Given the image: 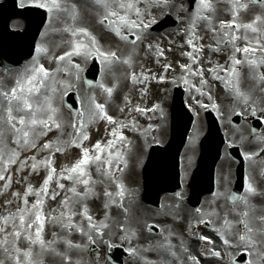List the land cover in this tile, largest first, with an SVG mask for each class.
I'll use <instances>...</instances> for the list:
<instances>
[{"label":"rangeland","instance_id":"obj_1","mask_svg":"<svg viewBox=\"0 0 264 264\" xmlns=\"http://www.w3.org/2000/svg\"><path fill=\"white\" fill-rule=\"evenodd\" d=\"M225 1L228 0H210V3L212 4L215 11H208L205 14L211 17L212 26L217 21H231L233 19V12L236 11V9L234 7L231 8L225 3ZM93 2L95 3V0H93ZM165 4L171 5L178 3L177 0H167L166 3L165 0H159V4L150 0H141V2L138 4V7L143 13L141 17V19H143V22L148 24L150 21H156L155 18L160 20L164 19V15L167 12L161 14L159 13L160 9L156 7ZM80 5L81 3L79 2V6ZM197 7L198 5H195L194 10L189 11V7L187 5L185 9V5L181 4V11L178 6V9H176L175 11L179 14H174L177 17V24L179 25L177 30L178 32H165V30L163 32H160L162 34L155 33L153 39L149 38L141 45H138L141 42L140 39L136 40L135 43L127 46L116 38L107 39L105 37L104 39H102V37L97 36L98 32H96L95 21L98 17H102L104 9L100 8L96 4H90L87 0H83L80 10L78 12L76 11L77 18L75 20H70V16L61 17L60 20H56L53 18L47 23L43 32L44 42L42 41L43 43H41L42 48H47V52H43L42 56L36 58L35 63L32 64L23 73L22 77L26 73H29L30 69L34 66L43 65L47 70L51 69L52 62L53 60H55V56L64 54L66 51H71L73 49L74 44L73 46H71L70 44H64L65 46L54 45L55 48H52L51 44H49L47 41V39L53 37L55 33L59 31V29L62 30L63 28L67 27L70 22L73 23L72 27L87 29L91 36L95 37V47H98L104 52H115L117 56L122 57V55H124L128 58V60H130L131 66H129L128 64H122L120 66L111 63L110 67H113L114 69H104L96 87L92 89H89L91 87H83V69L85 70V67L87 68L90 57L89 54L85 53L84 49H81V55H75L76 58L72 64H66L64 67L59 68V71L56 72L55 75L58 76L56 77V79H54V81L57 83L53 84L46 81V83L50 86H54L55 88L57 86V93L53 94V98L60 95L61 91L63 92L61 97L71 92H75L78 94L79 104H81V112L83 113L82 117H84V126L83 128L79 127L78 131L83 132L90 137L86 141L81 139L80 143L83 144L84 148L89 149L90 157L99 155L101 159L100 161H96L93 159L91 160L89 165L85 166V170L89 173L88 179L90 183L87 186L88 193L86 196L82 197L86 199V202H83V204L80 206H75L72 208V211H75L78 214L73 217L72 223L74 224V227L71 229V231L63 227L61 222L52 220L46 221L43 238L45 239V241H52L54 239L56 240V243L52 245V248L61 253V259H52L50 250L43 255V264H88L89 260H87L83 255V252L86 254V238L94 234L95 230L100 229V227L101 229H103V233H101V235H98L99 237L97 236V239L94 240L96 246H99L97 244L105 243L107 245V250H114L115 247L124 248V246L127 245L130 250L142 251H145L144 247L146 246H148L149 248H151V246L158 247L159 249L167 247L169 249L163 250L164 255H160L156 251H150L149 255L154 259H157L158 257L161 260H165L166 257L167 260H171L170 264H182L189 260L191 253H184L183 250L186 249L182 245L183 242L190 243L191 241L190 239L184 238L183 233L186 230L184 229V224L182 222L180 223L181 227L178 226V223L176 221H172L171 223H169L168 236L163 232H161L163 233L162 236L161 233L153 234L150 230L146 231L144 225H142L143 222L141 224L135 220H129L122 223L123 228H120V224L119 228L117 227V225L119 219L118 213L120 211L119 206L121 204H125L124 206L126 207V210L130 211L131 206L138 203L137 200L132 201L131 194L129 193L130 196L128 195L127 189L128 187L134 186V188L140 190L141 161L146 160L147 151L151 145L162 143L166 139L167 131L162 134V130L160 129L161 126L159 125L160 118L157 114H160L162 112L163 114H165V116L167 115V109L169 106L171 95L170 91L172 87L171 82L174 79H180L181 82H183L185 77L184 75H181V66L185 65L186 61H184L182 57L185 58V55L192 52L193 49L192 45L191 47H188L187 50L183 49L180 44L178 45L179 38L175 37V35H177L178 33V35L181 36V32L184 29L187 28L189 30V21H191L190 18L193 16V13L196 11ZM120 11L121 14H124L123 10ZM154 15H156V17H154ZM256 15L264 16L263 6H253V8L249 7L247 10H239L237 22L250 23ZM129 18L134 20L137 19L134 12L129 14ZM111 19L115 18L113 17ZM137 22L139 23V21ZM201 24L203 28L207 29V37H209L212 31V26L209 27L207 21H201ZM258 27L261 29V32H264V24H259ZM169 33L171 35H169ZM125 34L126 33H124V35ZM199 34V30L196 29V33L194 36L197 37ZM73 38L76 40V42H82L89 48L93 47H91V40L82 34ZM255 39L257 40V38ZM143 40H145V38ZM195 44L201 45L199 46V48L203 51V45L205 44V42L194 43L193 45ZM161 51L163 53L162 55ZM224 52L225 51L221 47L218 48L213 54V56H215L213 59L216 60L218 59V57H223ZM156 63L157 65L154 66V64ZM77 64L80 66L79 70L75 67V65ZM166 65H171L170 68L173 69L175 74L171 77H169V75L159 77V75L162 73V71L160 72L159 69L162 70V68H165ZM212 66L214 65L211 64V62L204 64V67L206 68ZM235 68L236 75H233L231 71L223 73L220 69L218 71V68L216 67V71L220 76L219 84H225L224 87H226L227 85L230 91L231 87L235 86L236 89L239 88L242 92L248 95H252L251 90L254 93H257L258 89L254 83V80L251 81L250 79L245 77L246 75L243 74V69H245V67L240 64ZM20 71L21 70H18L17 74L20 73ZM133 73L137 77L136 82H133V80L131 79ZM73 74L76 75L73 76ZM253 74H256V71H254ZM176 75L177 77H175ZM262 75H264V71H262ZM145 76L148 77L147 80L144 79ZM185 80H191L186 86L187 89L190 85L194 87V85L199 82V78L195 75L186 77ZM61 81L65 83V87L62 86L61 88V86L59 85ZM8 82L9 81L3 82V87L4 84ZM213 82H215V80H213ZM100 84H103L107 88H112L113 91L111 95L104 92L103 89L99 87ZM210 86L211 88L209 89V91L216 87L213 84H210ZM192 87L190 89H192ZM208 92H206L204 88L201 90V93L203 94H196L192 91H189L187 95H184L185 101L187 104L196 101H198L202 105L216 104L217 99ZM209 96L211 97V99H209ZM92 97H95L96 103L103 104L105 106L107 115L114 117L117 122L116 124H110V126L108 125V127L103 130V133L100 131V128L102 126V123L107 120L100 119L99 116H97L96 118H90V114L94 107L91 103ZM58 106H61V98L59 100ZM137 108L153 109L156 113H154L156 121L153 122L148 118L144 120L137 119L136 121L131 122L129 120V117L137 111H135V109ZM121 109H123V111H121ZM223 112L226 114L227 111L224 110ZM68 115L69 114H65L61 117V115L58 114V118H60L61 120L60 124L62 125V131H60V133L70 134V131L73 128L72 123L70 122L73 121L72 119H69L70 121L68 120L67 123H65V116L67 117ZM79 118L80 116L78 117V120ZM145 120L147 121L145 122ZM148 124L151 127L155 125V127H153L151 131H147L144 128L148 127ZM114 130L117 132V135L115 137L112 135V132ZM121 135L124 137L123 140L119 138ZM162 136H164V139ZM40 141H42V139ZM97 141L100 142L101 148L103 149L102 153H98L94 148V145ZM109 141H113V144L111 146H109ZM9 146L14 147V145L11 144H9ZM106 150H109L111 152V157H109V153ZM24 153L21 154L20 159L25 158L23 156ZM75 154L78 155L75 158H81L82 149L79 147L68 149L61 161L60 168H68L70 164L75 161L73 158ZM185 155H189L187 150L185 151ZM36 158L37 161H42L40 155H36ZM108 159H111L112 161L110 166L106 163ZM116 161L121 164L123 168L118 164L116 165ZM30 164L31 161H29V167H26L23 172L17 171L16 165L12 166L9 174L12 175V177H17L16 181H20V183H16V181L13 180V183L10 187L11 190H9V192L5 193L6 190L0 191L3 193L2 195H0V205H3L5 200L11 199L12 193H23V191L29 184L34 189H38L39 186L41 187V185L43 184V180L46 178L47 170L43 164H40L38 170L36 172H33ZM59 173H57V177H54L53 183L50 184V191L53 189H55L56 191H60L56 188L55 184V180L58 178ZM116 177H118L117 180ZM61 182L65 184V191H61L60 195L56 198L57 205L60 209V202L64 199L65 195L69 197H71L72 195V193L67 192L66 190L73 186L71 181L63 180ZM1 183L2 181H0V186ZM76 187L77 191H79L80 193L85 192V186L83 184H79ZM121 191L123 193L122 195ZM106 192L110 193L111 195H106ZM118 195H120L121 197H118ZM46 198L47 197H43V199ZM29 200L30 202H33L35 199L33 197H30ZM84 205H86L88 208V215L92 217V223L96 225V228L94 229L89 227L88 220L84 221L83 216L79 215ZM11 210H15L14 205L11 206ZM4 213L5 209L3 207H0V214ZM179 217L180 215H177V218ZM66 222L67 217L65 216L63 218V223ZM104 224H106L107 227H103L102 225ZM80 228H83L85 234H81L79 230ZM182 231L184 232L182 233ZM53 233H56V237H53ZM177 234L179 236H177ZM149 235L153 236V238H150ZM65 240H70L72 245H79V247H69L64 242ZM121 240H124V242L121 245L115 246L113 248L110 247V245L107 243L109 242L111 245H114L115 243L119 244V241ZM90 241L92 242V240ZM170 241L172 243L174 241L177 242V244L174 245L175 247H169ZM218 241H220V239H218ZM222 244L223 243L221 240L219 244L221 245V247L219 248L220 250H223ZM84 247L85 249L82 250ZM260 247L264 250V246ZM97 250H104V247L101 245V248H98ZM263 250H256L255 253L257 254V256H261ZM34 251H39V245L35 246ZM177 252H182V254L179 257H176L175 255H173V253L175 254ZM86 256L88 257L87 254ZM132 262H135L137 264V262L134 260H127V262L125 263L132 264ZM254 264H264V259H261V261L255 259Z\"/></svg>","mask_w":264,"mask_h":264},{"label":"snow or ice","instance_id":"obj_2","mask_svg":"<svg viewBox=\"0 0 264 264\" xmlns=\"http://www.w3.org/2000/svg\"><path fill=\"white\" fill-rule=\"evenodd\" d=\"M140 2L141 0H95V4L104 9V13L99 22L103 24L107 20L110 25L114 26L112 30L117 36L121 39H127V37L123 36L121 33L122 26H126L129 29H135L141 25H143L144 28L149 27V24H144L143 19H141L143 13L138 7ZM166 2L167 0H165V3ZM232 2L233 7L236 9V11L233 12V19L231 21L220 22V29L223 31L225 42L233 46V56L231 57L232 64L234 66L242 64V61L237 59L235 55L236 53L242 52L250 67L259 68L264 66V56H261L259 59H249V54L256 53L258 49L264 53V42L257 39L256 46L254 47L252 46V41L248 39L246 34L250 30L251 33H260L264 35V32H261V29L258 27L259 24H264V16L256 15L250 23H238L239 10H247L248 5L239 3V0H232ZM257 2H259V0H252V3ZM196 3L198 7L193 13L194 18L191 22L193 36L195 34L194 29L197 21H207L209 27L212 26L211 17L205 13L208 11H215L210 0H196ZM157 4H159V0H157ZM21 6H24L23 3H21ZM36 6L45 8L50 14V20L53 18L60 20L61 13L70 14L73 20L77 18L75 5L71 6V8L65 7L62 4V0H40ZM120 10H123L124 14H121ZM133 12L137 17L135 20L129 18V14ZM113 17L115 19H111ZM137 21H139V23ZM153 22L154 20L149 23ZM241 29L245 30L243 36L234 34L239 33ZM64 31L70 32L73 37L80 34L88 37L93 47L89 48L82 42H73V49L56 57L55 59L58 61H63L65 58L70 59L73 55H81V49H84L86 54L98 55L102 63L110 64L118 59L115 52H104L98 47H95V37L91 36L87 29L65 27ZM139 39H141V37L137 35L136 40ZM240 39H244L247 42L243 48L233 43ZM132 43H135V41H132ZM188 44L193 46L194 51H197L195 45H193L192 38L188 40ZM37 51L47 52V48H38ZM162 54L161 51V55ZM187 55L190 58H194L192 57V53H188ZM123 63L131 66L130 60L128 59L124 60ZM75 67L78 70L80 68L78 64L75 65ZM169 67H171V65L165 66L166 69ZM181 67L187 68L188 66L182 65ZM57 71H59V69H57ZM210 71L215 72V69H210ZM231 72L233 75H236V68L233 67ZM200 75L202 76V72ZM214 78L219 79L218 76H214ZM49 79L53 80V84L55 83L49 71L43 65H38L31 68L29 73H26L23 77L17 78L14 86L9 90H5L2 83H0V181H4L3 188L7 190L13 183V177L9 174L13 165L17 166V171L23 172L26 167H29V161H31L30 167L33 172L38 170L40 164H43L47 170L46 178L43 180V184L39 189H34L29 184L23 193H12V198L5 200L4 204L0 205V207L5 209V213L0 214V264H43V255L47 251H55L52 245L56 243L55 239L52 241H45L43 238L46 221L52 220L61 222L63 227L71 231L74 227L72 223L73 217L78 214L72 211V206L76 203H81V200L73 198H82L88 193L87 186L89 185V179H82L83 177L89 176V173L85 170V166L89 165L93 159L96 161H100L101 159L99 155L90 157L89 149L84 148L82 143L73 140L72 144L82 149V157L78 159L71 168L65 167L61 169L58 178L55 180L56 188L60 191H56L55 189L50 191V184L53 183L54 177H57L56 169L52 167L53 160L51 159V155H54L52 152V142L49 141L39 144V141L47 136L53 128L57 130L61 129V124L57 122L58 109L53 105V94L56 88L46 83ZM131 79L133 82H136L137 77L134 73ZM144 79L147 80L148 77L145 76ZM260 79L264 80V75H261ZM185 83H187V80H185ZM204 83L205 81L201 79V84ZM99 87L109 95H111L113 91L112 88H107L103 84H100ZM197 91H200V89H197ZM237 96H242L244 102H248V97L243 96L239 89H237ZM209 99H211L210 96ZM91 103L94 107L90 114V118L99 116L100 119H106L109 124L117 123L114 117L107 115L103 104L96 103L95 97L91 98ZM136 110L143 111L139 108ZM121 111H123V109H121ZM81 115H83V113H81ZM83 126L81 122L80 128H83ZM72 127L76 128L77 126L73 124ZM78 135L82 136V139L85 141L90 138L83 132H78ZM112 135L115 137L117 132L114 130ZM119 138L121 140L124 139L122 135ZM56 143L59 144V140H57ZM9 144L14 145V147H10ZM112 144L113 141H109V146ZM94 148L98 153L103 152L99 141L96 142ZM33 149H37L41 152L48 150L51 155L42 161H37L36 156H28L24 159H20L22 153ZM60 151V147L55 148V152ZM111 155V152H109V157H111ZM106 163L110 166L112 163L111 159H108ZM63 180L72 182L73 186L66 190L72 193V196L69 197L65 195L64 199L60 202L62 210L59 216L55 215L56 209H52L51 213L46 215L44 212L45 199H43V197H49L52 201H55L57 196L60 195V192L65 191V184L61 182ZM16 183H20V181H16ZM79 184L85 186L84 193L77 191L76 186ZM247 192H254L251 185H248ZM2 194L3 193L0 192V195ZM105 194L111 195L107 192ZM122 194L121 191V195ZM29 197H35V200L30 202ZM244 202L245 205H247V201L245 200ZM13 205L15 206L14 211L11 210V206ZM79 215L88 220L90 228H96V225L92 223V217L88 215V208L86 205L83 206ZM240 215L245 218L240 221V223L243 224L245 233L239 235V240L245 242L250 247H255L256 240L254 234L258 232L261 236H264V227L259 229L251 227L247 220L249 215L247 211L240 213ZM65 216L67 217V222L63 223V218ZM257 219L264 225V216H260ZM225 223H227V221H225ZM102 226L107 227L106 224ZM79 230L81 234H85L83 228ZM53 237H56V233H53ZM89 239H91V236H89ZM201 239L207 238L201 237ZM221 239H223L225 245L230 243L223 235H221ZM64 242L69 247H79V245H72L70 240H65ZM260 243L264 244V240H261ZM37 245H39V251H34ZM213 254L216 256L220 255L218 252ZM57 255H59V253H57ZM190 259L195 261V257H190ZM196 264H198V262H196Z\"/></svg>","mask_w":264,"mask_h":264},{"label":"bare ground","instance_id":"obj_3","mask_svg":"<svg viewBox=\"0 0 264 264\" xmlns=\"http://www.w3.org/2000/svg\"><path fill=\"white\" fill-rule=\"evenodd\" d=\"M178 6H179L178 4H172L169 7V10L170 11L176 10V9H178ZM208 59H209L208 56H202V61L203 62L208 61ZM156 65H157V63L154 66H156ZM167 73H172V71L169 70V72H167ZM56 77H57V75H54L53 76L54 79H56ZM50 80L53 81L52 79H50ZM65 122H66V120H65ZM74 124L76 126H78L77 123H74ZM60 130L61 129L57 130V129L53 128V130L51 132H49L47 136L43 137L42 138V141L39 143V144H43L45 142L51 141L52 142V152L54 153V155H51L48 150H45V151H42L41 152V151H38L37 149H33L32 152L29 155H27V157L28 156L40 155L41 158H42V160H44L46 157H49L51 155V159L53 160L52 166L55 167V169L57 171L60 170L61 161H62L64 155L66 154V152L68 151V149L75 147L72 144V141L75 140V141L79 142L78 139H77L78 129L76 127V128H72V130L70 131V134H63L62 133V136L59 138V144H57L56 143L57 140H58L57 133H59ZM56 147H60L61 148V151L60 152H55V148ZM77 156H78L77 154L74 155V157H77ZM13 180L16 181L17 180V177H13ZM3 185H4V181H2V183H1L0 191H5V189L3 188ZM9 190H10V188L7 189L6 191L9 192ZM33 198L35 199V197H33ZM73 199H79V200H81V203L74 204L72 206V208L75 207V206L82 205L83 202H86V199L85 198H81V197H74ZM261 203H262V201L261 202H257V205H259ZM52 209H56V213H55L56 216H59L60 211L62 210L57 205L56 200L55 201H52L50 198L45 199V207H44L45 214L47 215V214L51 213V210ZM127 217H128L127 214L124 215V217L122 218V220H125ZM118 224H120V223H118ZM117 227H118V225H117ZM66 232H67V230H66ZM167 249H168L167 247L162 248V249H159V248L155 247L154 249H151V250L154 251V250H167ZM176 255H178V254L176 253Z\"/></svg>","mask_w":264,"mask_h":264},{"label":"water","instance_id":"obj_4","mask_svg":"<svg viewBox=\"0 0 264 264\" xmlns=\"http://www.w3.org/2000/svg\"><path fill=\"white\" fill-rule=\"evenodd\" d=\"M3 24V23H2ZM4 28H5V26H4ZM0 32H2L1 30H0ZM4 33H5V31H4Z\"/></svg>","mask_w":264,"mask_h":264}]
</instances>
